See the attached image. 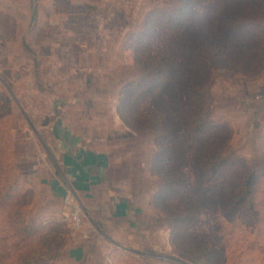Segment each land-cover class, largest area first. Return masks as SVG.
Instances as JSON below:
<instances>
[{
	"label": "rangeland",
	"instance_id": "rangeland-1",
	"mask_svg": "<svg viewBox=\"0 0 264 264\" xmlns=\"http://www.w3.org/2000/svg\"><path fill=\"white\" fill-rule=\"evenodd\" d=\"M193 1L190 24L175 32L167 28L157 42L146 39L159 26L155 10L176 7L179 0H37L35 23L28 0H0V82L13 99L9 109L1 100L0 128L8 131L17 165L16 207L26 225L36 224L39 240L48 241L38 264H115L121 252L140 264H188L174 248L172 217L158 197L165 180L154 164L151 135L129 128L119 111L140 55L170 71L142 113L160 114L171 133L170 168L185 183L176 205L197 214L192 242L214 250L212 264H264V186L257 219L229 212L226 179L200 173L205 142L189 138L185 129L193 50L216 46L249 67L216 72L208 91L209 113L232 128L224 155L263 165L264 32L233 36L229 23L246 5H258L256 22L264 31V0ZM86 153L106 162L100 185L85 184V175L76 177L74 166L66 165ZM74 181L90 187L76 190ZM67 196L82 207L79 230L71 227ZM125 205L132 211L120 217ZM6 212L0 208V264H12L26 239L7 227Z\"/></svg>",
	"mask_w": 264,
	"mask_h": 264
},
{
	"label": "trees",
	"instance_id": "trees-1",
	"mask_svg": "<svg viewBox=\"0 0 264 264\" xmlns=\"http://www.w3.org/2000/svg\"><path fill=\"white\" fill-rule=\"evenodd\" d=\"M255 6L258 5H246L231 19L229 31L233 36L263 35V29L256 22L255 13L258 8ZM28 7L30 21L35 23L38 18L37 0H28ZM155 11L158 13L159 26L149 34L147 32L146 39L159 42L162 41V33L167 28L175 32L190 24L194 14V1L179 0L176 7L157 8ZM166 37L167 35L164 38ZM21 47L33 61H36L31 48L23 40ZM192 56L193 73L185 87L187 105L185 129L189 138L205 142L197 161L198 169L209 180L226 179L229 212L237 210L243 215L257 219L259 217L257 198L264 186V148L261 167L247 163L244 159L228 158L224 153L232 136L231 125L224 117L211 115L208 111V91L213 75L223 70L244 71L249 67L245 68L239 58L229 56L226 51L216 46L198 45L194 48ZM137 61V77L126 83L120 101V115L132 130L147 131L151 135L156 159L154 164L158 168V173L162 174L161 178L165 180L160 187V192L163 190V193L158 192V197H163L167 214L172 217L174 248L188 264H212L214 250L208 246L194 244L190 238V232L197 221L196 212L186 206L176 205L182 198L185 183L182 176L170 168L174 145L169 128L157 112L142 113L144 111L142 104L147 98H152L158 93L168 80L169 68L160 60L145 55H140ZM9 94L7 88L0 82V95H4L0 98V104L2 100L4 109H9V104L13 101ZM2 123L0 115V124ZM7 134L6 128H0V208H7L5 216L7 227L16 235L26 236L12 264H38L48 241L39 240L40 232L37 231L36 224L26 225L22 219L21 208L16 207L21 187L17 184L19 178L15 172L18 170ZM114 261L115 264H140L126 252L115 256Z\"/></svg>",
	"mask_w": 264,
	"mask_h": 264
},
{
	"label": "crops",
	"instance_id": "crops-1",
	"mask_svg": "<svg viewBox=\"0 0 264 264\" xmlns=\"http://www.w3.org/2000/svg\"><path fill=\"white\" fill-rule=\"evenodd\" d=\"M82 160H75V159H68L66 161V165L72 164L75 168L74 172L76 177L79 176V172H81L82 175H85V184L90 183L92 181H97V185L102 184V174L106 170V162L102 156L98 157V155H93L90 153L83 154L81 157ZM78 170V172H77ZM81 176V175H80ZM104 181V180H103ZM80 184L77 181H74L73 186L76 188V190L84 189V188H89L90 186ZM94 187H96L94 185ZM118 206H123V202H116ZM126 206V205H125ZM124 207V206H123ZM123 207H119L120 210V217H127L131 213V208L129 206H126V209L123 210ZM130 208V209H129ZM113 243V242H112ZM114 244V243H113Z\"/></svg>",
	"mask_w": 264,
	"mask_h": 264
},
{
	"label": "built area",
	"instance_id": "built-area-1",
	"mask_svg": "<svg viewBox=\"0 0 264 264\" xmlns=\"http://www.w3.org/2000/svg\"><path fill=\"white\" fill-rule=\"evenodd\" d=\"M66 205L70 208V224L73 230H79L81 218H82V207L74 200L71 196L65 198Z\"/></svg>",
	"mask_w": 264,
	"mask_h": 264
}]
</instances>
